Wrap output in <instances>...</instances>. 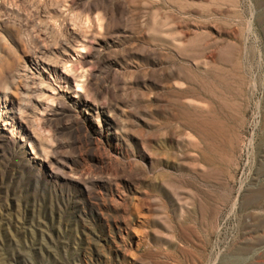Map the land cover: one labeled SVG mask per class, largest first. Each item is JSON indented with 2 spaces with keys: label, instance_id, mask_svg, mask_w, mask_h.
<instances>
[{
  "label": "rangeland",
  "instance_id": "1",
  "mask_svg": "<svg viewBox=\"0 0 264 264\" xmlns=\"http://www.w3.org/2000/svg\"><path fill=\"white\" fill-rule=\"evenodd\" d=\"M0 264H264V0H0Z\"/></svg>",
  "mask_w": 264,
  "mask_h": 264
},
{
  "label": "bare ground",
  "instance_id": "2",
  "mask_svg": "<svg viewBox=\"0 0 264 264\" xmlns=\"http://www.w3.org/2000/svg\"><path fill=\"white\" fill-rule=\"evenodd\" d=\"M68 75V74H67Z\"/></svg>",
  "mask_w": 264,
  "mask_h": 264
}]
</instances>
